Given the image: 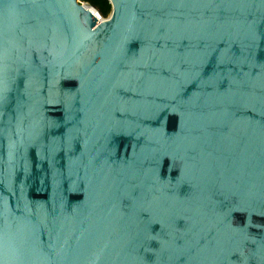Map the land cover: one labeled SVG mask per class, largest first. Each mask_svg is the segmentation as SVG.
Segmentation results:
<instances>
[{"label": "water", "instance_id": "water-1", "mask_svg": "<svg viewBox=\"0 0 264 264\" xmlns=\"http://www.w3.org/2000/svg\"><path fill=\"white\" fill-rule=\"evenodd\" d=\"M0 0V264H264V0Z\"/></svg>", "mask_w": 264, "mask_h": 264}, {"label": "trees", "instance_id": "trees-1", "mask_svg": "<svg viewBox=\"0 0 264 264\" xmlns=\"http://www.w3.org/2000/svg\"><path fill=\"white\" fill-rule=\"evenodd\" d=\"M95 8L104 18H108L112 12L109 0H78Z\"/></svg>", "mask_w": 264, "mask_h": 264}, {"label": "built area", "instance_id": "built-area-1", "mask_svg": "<svg viewBox=\"0 0 264 264\" xmlns=\"http://www.w3.org/2000/svg\"><path fill=\"white\" fill-rule=\"evenodd\" d=\"M96 18L98 19V22H104L106 21L108 18H104L98 11H96Z\"/></svg>", "mask_w": 264, "mask_h": 264}]
</instances>
